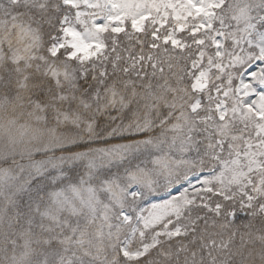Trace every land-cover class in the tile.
Wrapping results in <instances>:
<instances>
[{"label":"snow or ice","instance_id":"snow-or-ice-1","mask_svg":"<svg viewBox=\"0 0 264 264\" xmlns=\"http://www.w3.org/2000/svg\"><path fill=\"white\" fill-rule=\"evenodd\" d=\"M0 264H264V0H0Z\"/></svg>","mask_w":264,"mask_h":264}]
</instances>
